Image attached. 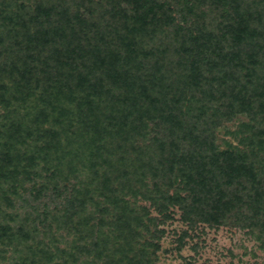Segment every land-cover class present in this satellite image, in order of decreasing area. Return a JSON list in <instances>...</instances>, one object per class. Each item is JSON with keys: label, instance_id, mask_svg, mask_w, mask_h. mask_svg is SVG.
<instances>
[{"label": "trees", "instance_id": "obj_1", "mask_svg": "<svg viewBox=\"0 0 264 264\" xmlns=\"http://www.w3.org/2000/svg\"><path fill=\"white\" fill-rule=\"evenodd\" d=\"M174 209L264 249V0H0V264H159Z\"/></svg>", "mask_w": 264, "mask_h": 264}, {"label": "rangeland", "instance_id": "obj_2", "mask_svg": "<svg viewBox=\"0 0 264 264\" xmlns=\"http://www.w3.org/2000/svg\"><path fill=\"white\" fill-rule=\"evenodd\" d=\"M81 13L86 15L85 10ZM243 120L244 116H238L217 130L219 146L235 143L231 133ZM160 227L165 234L157 254L159 264H264V249H259L245 231L205 224L190 228L176 209L172 210L171 219Z\"/></svg>", "mask_w": 264, "mask_h": 264}]
</instances>
